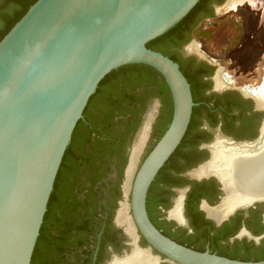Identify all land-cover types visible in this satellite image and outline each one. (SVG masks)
Listing matches in <instances>:
<instances>
[{"label": "flooded vegetation", "instance_id": "obj_1", "mask_svg": "<svg viewBox=\"0 0 264 264\" xmlns=\"http://www.w3.org/2000/svg\"><path fill=\"white\" fill-rule=\"evenodd\" d=\"M31 1L0 0V36ZM232 1L206 0L168 42L167 54L190 75L196 105L181 145L150 186L146 208L154 226L181 245L256 262L264 260V197L221 209L228 190L209 168L216 149L228 165L264 156V0H238L236 7ZM230 16L237 27L234 61L191 37L203 17ZM109 79L75 128L31 264H127L139 256L179 264L148 240L132 203L137 172L173 113L171 94L161 88V74L156 81L129 66Z\"/></svg>", "mask_w": 264, "mask_h": 264}, {"label": "water", "instance_id": "obj_2", "mask_svg": "<svg viewBox=\"0 0 264 264\" xmlns=\"http://www.w3.org/2000/svg\"><path fill=\"white\" fill-rule=\"evenodd\" d=\"M200 0H37L0 41V264H31L55 181L78 122L113 70L145 64L173 100L168 128L140 166L134 215L148 240L179 264H264L199 252L160 232L148 191L181 145L196 105L180 64L147 43Z\"/></svg>", "mask_w": 264, "mask_h": 264}, {"label": "trees", "instance_id": "obj_3", "mask_svg": "<svg viewBox=\"0 0 264 264\" xmlns=\"http://www.w3.org/2000/svg\"><path fill=\"white\" fill-rule=\"evenodd\" d=\"M37 0H32L29 4H27V6H19L18 7V14L17 16L11 21L9 22V24H7V27L5 28L3 34L0 36V41L3 39V37L11 30V28L23 17V15L28 11V9L30 8V6L32 4H34ZM206 0H200L194 7L193 9L179 22L177 23L174 27H172L170 30H168L166 33H164L163 35L149 41L147 43V46L149 48L155 49V50H159L161 52H163L164 54L168 55L167 53H170L168 50L169 48L167 47L168 42L171 38V36L181 27H184L188 24H190L192 22V20L195 18V15L197 14V12L203 8V6L205 5ZM213 15V14H212ZM210 15V16H212ZM208 16V15H206ZM232 24L234 27L236 26V19L235 17H228V18H224V19H220V18H214L212 17L211 20H206V17H203L200 21L196 22L193 25V31H192V35L191 37H196L197 39H199L209 50H214L215 48H219L220 46H218L211 38L210 32L212 30L213 27H219V25H223V24ZM237 44V38L235 36V39L233 40L232 44L223 49V51L227 50V49H231L233 47H235ZM170 57L173 58L175 61H177L174 57V55L170 54ZM124 66H129V68H131V70L137 71L140 70L141 72H144L148 75H150L151 77H153V79H155L156 81L157 79V74L160 75V73L155 70L153 67L145 65V64H129V65H124ZM183 70V68H181ZM115 72V70H113L111 73H109L101 82L100 85L97 89V91L91 96L90 100H89V104L92 103V101L96 98V96L100 93L102 87L105 85V83H107L110 79V76ZM183 72L185 73V75L188 77V79L191 81L190 75L183 70ZM162 76V75H161ZM163 78V85H162V89L163 91H165V88L169 87L167 85V83L165 82L164 77ZM170 92V90H169ZM171 94V93H170ZM172 115L173 113H171V116L168 119L167 122V126L165 128H163L162 130V134L160 136V138L162 137V135L165 133L168 125L170 124V121L172 119ZM82 120V119H81ZM156 145V144H155ZM167 166V165H166ZM166 168V167H165Z\"/></svg>", "mask_w": 264, "mask_h": 264}, {"label": "bare ground", "instance_id": "obj_4", "mask_svg": "<svg viewBox=\"0 0 264 264\" xmlns=\"http://www.w3.org/2000/svg\"><path fill=\"white\" fill-rule=\"evenodd\" d=\"M237 3L238 0H234L230 6L234 7ZM221 153V149H216L215 161L209 166L210 169L221 173V178L224 180L228 190V198L221 209L224 210L239 204L251 203L254 199L264 197V156L255 161H236L233 165H228L224 164V162L222 163ZM135 154L134 160L136 161L138 153ZM178 211L179 208L174 211L175 216L178 215ZM212 214H214V212ZM220 215L222 216V214ZM147 259L139 256L136 259L127 260V264H147L149 261Z\"/></svg>", "mask_w": 264, "mask_h": 264}, {"label": "rangeland", "instance_id": "obj_5", "mask_svg": "<svg viewBox=\"0 0 264 264\" xmlns=\"http://www.w3.org/2000/svg\"><path fill=\"white\" fill-rule=\"evenodd\" d=\"M236 32H237V27L236 26L234 27L230 23L219 25V27H213L210 32L211 38L220 47L215 48L214 50L211 51V53L217 55L216 57H226L227 59L232 58V60L234 61L235 58L237 57V51H238L236 46L231 49H227L225 51H223V49L229 47L232 44L233 40L235 39ZM203 49L209 51V49L204 44H203ZM229 66L232 68L234 67V64H229L228 67Z\"/></svg>", "mask_w": 264, "mask_h": 264}]
</instances>
